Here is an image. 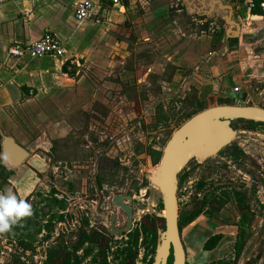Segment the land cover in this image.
I'll return each mask as SVG.
<instances>
[{"label": "rangeland", "instance_id": "rangeland-1", "mask_svg": "<svg viewBox=\"0 0 264 264\" xmlns=\"http://www.w3.org/2000/svg\"><path fill=\"white\" fill-rule=\"evenodd\" d=\"M181 1L154 0L152 5L168 4L170 15L183 32H197V20L185 15ZM138 14L136 8L135 14L128 20L115 23L118 29L113 30L112 35L118 44L113 48L112 62L101 73L92 75L103 103L96 106L95 113L81 112L76 115L72 120L74 128L68 137L55 143L53 156L48 160L50 171L45 180L46 186L35 192L33 198L26 200L31 205V215L22 217L8 231L0 232V264H66L67 260H70V264H100L103 255L109 264H119L124 243H114L104 254L98 245L92 251L85 250L77 254L73 250V230L60 225V198L64 194L66 225L73 228L72 185L80 169L100 172L107 184L122 179L127 180L129 185L134 181L142 182V202L150 208L145 214H151L152 209L162 210L161 196L150 182V176L161 160L164 146L174 131L186 121V114L196 108L190 104L193 94L197 93L205 103L223 97L216 94V98H207V93L196 92L194 86L201 88V82L197 78L189 80L187 76L190 70L187 75L180 73L177 78H173L176 70L170 62V50L164 47V42L158 37L145 42L131 35V30L134 31L138 23ZM241 17L243 20L239 23L242 28L255 25L246 23L247 18ZM254 22L264 24L257 19ZM210 26L211 32L222 28V19L219 16L212 18ZM244 48L240 43L229 51L227 58L235 59L233 53L238 50L244 58L250 55L247 58L250 61L246 64L250 73H257L256 69L264 68L255 59L257 54L261 55V60L264 59V41L248 45L251 54ZM237 61L239 58L235 59ZM81 69L82 72L90 71L87 64ZM202 81L206 82L204 79ZM253 82L252 99L242 100L244 102L229 100L230 104L264 107V83H257L256 79ZM243 126L242 123L234 126L236 136L218 154L203 162L193 159L184 168L179 177V212L191 208L194 199L203 198L205 194L211 198L215 193L220 195L221 200L227 199L221 212L201 214L195 220L194 226L198 223L206 227L209 220L221 225L233 224L237 212L249 206L255 219L251 226L249 224L247 237L241 234L247 238L243 253L238 261L232 253L229 254L227 262L264 264V125H257L254 129H245ZM138 177L140 180H137ZM201 183L203 187L199 188ZM30 222L33 229L28 226ZM146 222L148 225L155 224L158 233L163 230L164 223L159 218L154 221L147 219ZM17 224L24 226V229H16ZM190 228L185 226L183 234ZM225 232L228 238H232L225 249L232 248L233 242L238 240V230L236 232L227 228ZM149 238L145 233L142 245L137 248L138 264H149L152 253L148 245ZM22 240L31 243L20 244Z\"/></svg>", "mask_w": 264, "mask_h": 264}, {"label": "crops", "instance_id": "crops-1", "mask_svg": "<svg viewBox=\"0 0 264 264\" xmlns=\"http://www.w3.org/2000/svg\"><path fill=\"white\" fill-rule=\"evenodd\" d=\"M79 1L81 0L0 1V144L5 135L13 136L31 156H39L47 166L48 160L53 156L55 143L65 140L73 130V118L81 112L96 111V103L102 105L100 92L92 81V75L101 73L107 65L110 66L113 48L118 44L112 35V31L118 29L115 23L128 20L135 14L136 8L139 10L136 20L138 23L134 26V31L131 30V35L145 42L157 37L164 42V47L170 50L171 64L176 66L173 78H177L180 73L187 75L190 70L187 77H190L189 80H200L199 85L203 87L201 94L212 93L225 100L244 102L242 100H250L254 96L253 80L264 77V68L256 69L257 73H250V68L246 67L250 55L244 58L236 50L233 56L235 59L239 58V61L235 62L234 57L231 60L227 58L230 54L222 48L224 42L220 47L221 51L211 54L213 34L222 31L227 36L226 32L231 25L224 19L226 11L217 10L214 17L199 16L186 9L187 2L194 0H182L181 9L189 18L196 19L199 26L197 32L187 34L170 15L168 4L152 5L154 0H123L124 11L114 8L100 21H80L74 9ZM225 1L232 6V20L242 22L243 16L247 18L246 23H257L251 17V12L255 9L261 11V8L250 10L243 1ZM218 16L222 19V28L211 32L212 18ZM207 24L208 29L205 30ZM252 28L253 26L242 28V32ZM47 32L54 34L64 44L63 57L8 56L11 44L31 43ZM236 39L235 46H238L241 42L239 38ZM243 46L251 54L248 45ZM255 59L259 66L263 64L264 67L261 55H255ZM84 64L90 67V71H81ZM45 180L44 172L34 168L28 160L12 167L0 151V194L11 193L18 200L26 201L44 187ZM194 223L195 221L187 225L191 227L188 232L183 234L182 230L187 264L227 262L231 253L235 259L233 244L237 241L233 242L232 248L225 249L229 239H232L228 238L225 229L231 228L237 232L238 226L235 223L219 224L215 230L198 223L194 226ZM204 231L208 233L205 234ZM218 233L222 234L219 244L214 249H204L209 237ZM241 255L235 260L238 261Z\"/></svg>", "mask_w": 264, "mask_h": 264}, {"label": "water", "instance_id": "water-1", "mask_svg": "<svg viewBox=\"0 0 264 264\" xmlns=\"http://www.w3.org/2000/svg\"><path fill=\"white\" fill-rule=\"evenodd\" d=\"M189 13L214 17L217 10L226 11L224 19L236 26L234 37L242 45H255L264 41V24L254 23L252 30L242 32L239 22L231 19V4L225 0H194L187 2ZM240 119L252 120L264 124V107L258 105L217 104L207 107L187 119L172 134L163 148L161 160L150 176V182L159 191L162 199V211L152 212L163 218L165 228L159 232L152 264H168L173 252V264H187V253L181 236L178 190L180 174L193 159L206 161L231 144L237 134L234 122ZM4 159L16 167L29 160L30 164L44 172L47 170L44 160L31 156L30 152L10 135H5L0 144ZM144 211L147 206H140ZM129 211V207L127 208ZM131 226L129 220L128 227Z\"/></svg>", "mask_w": 264, "mask_h": 264}, {"label": "flooded vegetation", "instance_id": "flooded-vegetation-1", "mask_svg": "<svg viewBox=\"0 0 264 264\" xmlns=\"http://www.w3.org/2000/svg\"><path fill=\"white\" fill-rule=\"evenodd\" d=\"M235 21H237V19ZM235 28L236 26L231 24L226 32L227 36H224L223 39V49L227 53L236 47L235 43L237 42V39L234 37ZM222 45L223 43L220 46L212 48L213 50L211 51V54L217 50L221 51L220 47ZM256 79H259L258 81L261 83L264 82V77L263 79L259 77ZM199 91L201 92V88ZM46 167L47 170L44 171V174L47 178L50 166L46 165ZM101 176L102 174L98 171L78 170V174L75 176L72 185L74 212L73 228H69L66 225L67 210L64 208V199H66L64 194H62L60 198L62 208L60 211V225H63L66 229L73 230L75 237L73 250L75 253L79 254L81 251L85 250L92 251V248L97 245L103 252H107V249L111 248L114 243H124L123 247H121L122 250L127 247L132 248L135 255L134 264H138L139 255L137 253V248L140 247L144 241V225L147 223L146 220L154 221L160 217L156 216L153 212L146 215L145 212H148L149 209L144 211L140 208V206H147V204L142 202L143 199L141 198L143 192L141 187L143 185L142 182L133 180V184L129 185L127 180L122 179L120 182L115 181L114 183L107 184L104 183V179ZM137 180H140V178L138 177ZM135 182L138 184L134 185ZM128 187L131 188L129 189ZM52 191H55V189H52ZM62 192L65 193L64 190ZM128 207L129 211L127 209ZM161 211L163 212L164 210ZM234 218L233 221L238 226V235L244 233L247 237L249 224L251 226L255 219L253 212L249 210V206L241 208ZM160 219L164 221L163 218ZM129 220L131 221L130 227H128ZM207 225L210 230H215L219 223L215 220H209L207 221ZM28 226L33 229L31 222ZM63 227L62 231L65 232ZM164 228L165 221L163 229ZM182 230L183 228L181 229V236ZM204 233L207 234L208 232L204 231ZM158 235L159 233L157 230L156 243L154 245L150 242L151 236L148 241V245L151 249H154L148 259L150 264H152L153 261L155 248L158 242ZM173 260L174 257L172 252L168 264H173Z\"/></svg>", "mask_w": 264, "mask_h": 264}, {"label": "trees", "instance_id": "trees-1", "mask_svg": "<svg viewBox=\"0 0 264 264\" xmlns=\"http://www.w3.org/2000/svg\"><path fill=\"white\" fill-rule=\"evenodd\" d=\"M253 14H259L261 13L260 10L255 9L254 11H252ZM208 29V24L205 26V30ZM224 34L222 31H216L213 34V42H212V48L217 47L218 45H221L224 41ZM66 68V66H65ZM174 69H176V66H173ZM199 86H194L196 92L200 90V88H198ZM207 98L209 97H214L216 98V94H205ZM192 101H190V104L192 106H195L196 108L194 110H192L191 112L186 114V118L189 119L192 115H194L195 113L210 107V106H214L216 104H230L231 101L229 100H225L224 98H218V99H213L214 101L211 103H205L201 98L198 97L197 93L193 94L192 96ZM189 99V98H188ZM97 106V103H96ZM186 119V120H187ZM242 123L245 129H254L257 125H264L262 123L259 122H255L252 120H245V119H240L235 121V123L233 124L234 126L238 125ZM203 187V183H201L199 185V188ZM29 199V198H27ZM26 199V200H27ZM227 201V199L225 200H221L220 195L218 196L217 194H213V196L210 198L208 194H205L203 196V198H195L194 202H193V206L189 209H184L181 211L180 213V217H179V221H180V228L182 229L183 227L189 225L190 223H192L195 219H197L201 214H209V215H213L215 212H221L222 208L225 206V202ZM159 220L163 221L162 219L159 218ZM164 223V221H163ZM164 227V226H163ZM16 229L22 230L24 229V226H20L19 224H17ZM40 231V230H39ZM37 231V232H39ZM144 232L151 236L150 242L151 244H155L156 243V237H157V226L155 224H145L144 225ZM222 239V234L218 233V234H214L212 236L209 237V239L207 240V242L204 245V249L206 250H210V249H214L220 242V240ZM247 239L245 236L239 235L238 240L235 244V251H236V256L235 259L238 258L242 251L243 248L245 246ZM30 242L22 240L20 244H26L28 245ZM154 249H152L153 251ZM122 252L120 253L122 255L119 264H134V258L135 255L133 253L132 248L127 247L124 248L123 250H121ZM104 254V252H103ZM100 264H109L106 260L105 255H103L101 257V259L99 260ZM66 264H70V260L66 261ZM150 264V263H149ZM218 264H228V262L226 261H220L218 262Z\"/></svg>", "mask_w": 264, "mask_h": 264}, {"label": "built area", "instance_id": "built-area-1", "mask_svg": "<svg viewBox=\"0 0 264 264\" xmlns=\"http://www.w3.org/2000/svg\"><path fill=\"white\" fill-rule=\"evenodd\" d=\"M5 1V0H0ZM240 2L248 5L250 10L256 7L261 8V13L251 14V17H259L258 20L264 22V0H228ZM125 10L123 0H81L75 6V15L78 20L100 21L102 17L112 9ZM65 47L62 41L54 34L47 32L40 39L31 43L15 42L8 47V56L13 58L31 57L39 58L42 56L63 57ZM238 90V88H236Z\"/></svg>", "mask_w": 264, "mask_h": 264}, {"label": "clouds", "instance_id": "clouds-1", "mask_svg": "<svg viewBox=\"0 0 264 264\" xmlns=\"http://www.w3.org/2000/svg\"><path fill=\"white\" fill-rule=\"evenodd\" d=\"M31 215V205L11 193L0 194V232L8 231L22 217Z\"/></svg>", "mask_w": 264, "mask_h": 264}, {"label": "bare ground", "instance_id": "bare-ground-1", "mask_svg": "<svg viewBox=\"0 0 264 264\" xmlns=\"http://www.w3.org/2000/svg\"><path fill=\"white\" fill-rule=\"evenodd\" d=\"M258 18H259V17H256V16L253 17V19H255V20H256V19L258 20ZM155 169H156V168H154V170H155ZM154 170H153V171H154ZM153 171H152V172H153ZM163 214H165V211H163Z\"/></svg>", "mask_w": 264, "mask_h": 264}]
</instances>
